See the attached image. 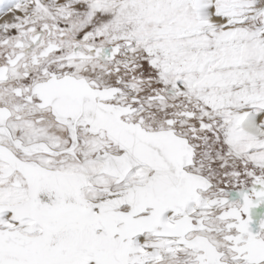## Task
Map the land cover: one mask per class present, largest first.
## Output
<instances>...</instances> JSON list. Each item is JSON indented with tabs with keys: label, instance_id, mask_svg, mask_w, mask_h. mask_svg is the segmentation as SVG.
Wrapping results in <instances>:
<instances>
[{
	"label": "snow or ice",
	"instance_id": "obj_1",
	"mask_svg": "<svg viewBox=\"0 0 264 264\" xmlns=\"http://www.w3.org/2000/svg\"><path fill=\"white\" fill-rule=\"evenodd\" d=\"M0 264H264V0H0Z\"/></svg>",
	"mask_w": 264,
	"mask_h": 264
}]
</instances>
